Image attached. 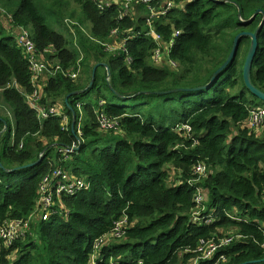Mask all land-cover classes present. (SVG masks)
I'll use <instances>...</instances> for the list:
<instances>
[{
  "label": "trees",
  "instance_id": "16d2710c",
  "mask_svg": "<svg viewBox=\"0 0 264 264\" xmlns=\"http://www.w3.org/2000/svg\"><path fill=\"white\" fill-rule=\"evenodd\" d=\"M73 1L84 14L75 35L60 19L64 0H0L13 32L0 26V89L15 116L0 114V229L32 215L41 182L54 169L88 183L56 197L51 220L31 223L32 231L12 246L0 236V264H189L202 240L225 235L220 229L233 240L199 264H264V123L249 125L251 109L261 106L243 78L250 37L242 38L237 57L212 84L194 89L211 81L238 33L259 27L264 12L246 20L264 11V0H174V10L155 22L165 42L174 39L170 58L179 68L173 70L151 63L158 44L149 27H139L135 11L121 18L118 4L101 10L95 0ZM139 9L150 14L148 6ZM18 28L31 29L38 50H49L47 57L61 66L43 87L40 104L46 110L62 104L68 124L52 114L38 118L29 104L25 92L35 86ZM258 42L252 82L264 91V25ZM97 65L93 87L82 92ZM77 70L72 78L69 71ZM74 92L81 93L68 98ZM79 104L88 118L82 134L72 130ZM101 112L117 119V130L103 132ZM186 123L190 132L178 130ZM59 148L74 149L65 155ZM40 157L38 165L23 167ZM199 164L207 167L204 175L195 172ZM198 189L201 212H214L213 223L195 216ZM125 216L124 237L97 247Z\"/></svg>",
  "mask_w": 264,
  "mask_h": 264
},
{
  "label": "built area",
  "instance_id": "2783aa9c",
  "mask_svg": "<svg viewBox=\"0 0 264 264\" xmlns=\"http://www.w3.org/2000/svg\"><path fill=\"white\" fill-rule=\"evenodd\" d=\"M95 1L101 10H105L106 7L108 6L118 4L119 9L122 12L121 10V7H123L122 2L126 0H119L115 2H110L109 0H95ZM142 1L147 4L150 3L151 5L152 4H155L157 6L159 5L156 10H154L151 7H150L151 10H150V8L148 7L150 10V14H149L150 15V18H149L150 33L149 34H153L154 36L162 39L165 42V40L163 39V36L157 33L156 28H155V22L157 19L166 18V16L172 10H174L176 6L174 0H164L162 4H161V0H142ZM121 18H124V17L121 16ZM20 30H22V34L21 32H19L17 36V43L21 47H23L26 50V53L28 54L30 68H31L32 77H33V83L35 86L34 90H35V93L37 94V91H38L37 83L39 81V78L42 76V74L46 72L47 70L51 69L52 75L49 76L50 78L58 70L61 69V66L59 64H55L53 61H51L47 57V52H49V50H45V51L38 50L36 42L34 41L32 34L29 32L28 29L20 28ZM113 34L118 35V31L114 30ZM138 34H142V33L138 32ZM177 34H179V32H176L175 35ZM165 43L170 44L171 45L170 47H172L174 44V39L170 40L169 42H165ZM108 46L111 48H115V47H119L120 44L118 46H113V44H109ZM38 53L44 54L46 59L49 60L53 65H49L45 59H40L38 56ZM169 59L170 61H172L174 65L176 66L178 65L176 61L170 58V50H169ZM78 71L79 70L69 71V74L72 78H76L79 74ZM39 109L43 112V115L45 117L49 116L50 114L56 115L58 112L57 109L55 108H51L49 110V113H45L41 108ZM99 115H100L99 117L101 118H97V119H98L99 125L102 128L113 129L110 127L112 126H114V128L117 127V123L114 120H110L111 118L110 119L106 118L107 116L105 117V115L102 112ZM82 119L83 118H80V122L77 128L79 134H82V127H83V123L81 122ZM263 123H264V107L252 108L250 111V116H249V125L253 128H256V127L258 128ZM178 130H184V131L190 132L192 128L189 124L186 123V124L178 125ZM73 149L74 148H71V149L61 148V151L62 153L65 152V155H66V153L73 151ZM206 171H207V167L203 164H199L195 169V172L199 175H204ZM80 178L81 177H76V176L71 175V173L67 172L66 170L62 168H56L52 172L44 176L41 182V186H40L39 199L35 207L36 210H40L43 213L42 219L39 218L40 220L46 221L53 216V213H55V206H56L55 203L57 201L56 197L60 200L61 196L63 195L76 194L78 191L82 189H86L88 187V183L85 181V179L84 178L80 179ZM203 199H204L203 190L198 189L197 194H196V202L199 204V209L195 213V216L197 217L198 221L209 223V224L213 223L216 218L214 212H210L207 214H202L201 212L202 210L205 209V205H203ZM198 215H201V216H198ZM122 218H125V219H122ZM122 218L115 223V227L108 234L119 237L122 235V233H124V230L128 225L127 223L128 218L126 216ZM29 219L30 217L27 220H11L7 222L6 224H4L0 229V236L3 239V241L7 245L12 246L16 238L23 236V235H20L21 228L27 225L26 222ZM26 236L27 235H25L24 237ZM103 238H101L100 240H102ZM233 238L234 236H228V237L219 238L217 240L216 239H211L207 241L202 240L200 246L195 250V252L198 254L197 257L200 256L202 260L212 259L215 256L216 252L219 250V248L228 245L233 240ZM98 246L100 245H98V242H97V247ZM263 247H264V243H263ZM224 258H225L224 256H221L220 259H224Z\"/></svg>",
  "mask_w": 264,
  "mask_h": 264
},
{
  "label": "rangeland",
  "instance_id": "374dc122",
  "mask_svg": "<svg viewBox=\"0 0 264 264\" xmlns=\"http://www.w3.org/2000/svg\"><path fill=\"white\" fill-rule=\"evenodd\" d=\"M109 1L110 2H115V1H119V0H109ZM64 2H66V3L68 2V3H67L66 6H64L62 8V12L60 14V19L63 21V24H65V27L68 28L67 30L69 31V33L75 35V32H76V27L75 26L76 25H82V27H83V24L81 23L80 19L84 18V14L82 12L81 7L79 5H77L73 0H67V1L64 0ZM163 2H164V0H161V4ZM122 3H123V7H121V10H122V12H121L122 15L121 16H123V17L132 16L133 15L132 12L135 11L136 15L139 17V22H138L139 27L142 28L143 30H146L150 26V24H149L150 15L146 14L143 11H141L139 9V7L148 6L149 8L151 7L154 10H156L158 8V6H159V5L157 6L155 4L151 5L150 3L149 4L144 3L142 0H126V1H124ZM182 6H183V4H182ZM11 7H15V5H11ZM151 8H150V10H151ZM73 11L75 12L74 15L70 16L69 14L71 12H73ZM157 20H160V19H157ZM9 21H10V17L8 16V10L6 11V10L2 9L1 6H0V26L3 24L5 26V28H7L6 30L8 32H6V33H13L12 29H11V26L9 25ZM57 28L59 30L63 29V28H60V27H57ZM67 30H66V33H67ZM83 30L88 32V33L90 32L87 29L86 26H84ZM20 32L22 34V30H20ZM29 32L32 33L31 29H29ZM149 35L153 36L156 39V41L158 42V48L153 50V58H151V63L153 65H155V66L160 67V68H167L168 67V68H170L172 70L173 69H178L179 68V63L176 61L177 64H178L176 66L169 59V50L171 48L170 47L171 45L165 43L162 39L157 38L153 34H149ZM119 44L120 43L113 44V46H118ZM247 49H248V45L246 43L242 47L241 56H244L245 51ZM38 56H39L40 59H45L48 62L49 65H53L49 60L46 59L44 54L38 53ZM50 75H52L51 69H49L46 72H44L42 74V76L39 78V81L37 83V90H38L37 94L35 93V90H34L31 93L26 91L25 95L27 97V100H28L29 104H31V106H33L34 110L37 112L38 118H42V117L44 118L45 117L43 115V112L39 108H41L45 113H49V110L51 108H55L58 111L56 116H61L63 118L62 121H65L68 124L70 122V117L67 115V113H66L64 107L62 106V104L57 103L56 105H52L51 107H49L48 110H46L44 105L40 104V98L42 96L43 87L46 85L47 80H48ZM1 93H2V89H0V114L1 115H6V116H8V115L10 116L11 115L12 118H15L12 108L4 102V100L2 99ZM248 95H250V93H248ZM89 104L90 103H88V105ZM258 104H260L261 107H264V102L263 101L259 100ZM78 107H79L80 114H81L80 118H83L81 120V122L84 123L86 120H88V118L86 117L85 111H84L85 108L82 106V104H79ZM91 107H93L94 110L95 109L97 110L96 106L91 105ZM103 114L105 115V113H103ZM105 117H106V115H105ZM84 118H85V120H84ZM97 118H101V117H97ZM68 119H69V121H68ZM110 120H114L117 123V125H118L117 119L113 118V119H110ZM79 122H80V120H79ZM78 124H77V126L75 124V130H76V128H78ZM12 127H13L12 129H14V124H12ZM110 128H113V129L117 130V128H114V126H112ZM109 130L110 129H105V131H103V132H108ZM76 132H78V129H77ZM261 132H262V129H261ZM14 137H15V131H13V133H12V138L14 139ZM78 140H79V143L82 142V140H81L79 135H78ZM11 143H12V140H11ZM59 151L62 152L61 148H59ZM69 173H70V171H69ZM76 177L85 178L84 176H81V175H76ZM42 214L43 213L40 210H36L35 209L34 212L32 213V215L30 216V219L26 222L27 225L23 226L21 228L20 235H23V236L28 235L32 231L31 223L32 224L36 223L39 218L42 219ZM198 216H201V215H198ZM51 218L48 219V220H51ZM122 219H125V218H122ZM48 220H46V221H48ZM220 231L225 234V235H223V237H226L225 229H220ZM33 236H35V238L37 237V235H35V234ZM123 237H124V233H122V235L119 236V237L111 235V234H107L102 240L98 241V245H101V246L102 245H106L107 243H111V242L117 241V239H122ZM200 260H201L200 256L196 257V258H194L193 261H190L189 264H199Z\"/></svg>",
  "mask_w": 264,
  "mask_h": 264
},
{
  "label": "water",
  "instance_id": "95a60500",
  "mask_svg": "<svg viewBox=\"0 0 264 264\" xmlns=\"http://www.w3.org/2000/svg\"><path fill=\"white\" fill-rule=\"evenodd\" d=\"M223 2H226V0H222ZM260 12H264L262 9H258L254 15L246 20V23L248 22H251L253 21V19L260 13ZM241 13L239 12V16L241 17L240 15ZM264 25V17H263V20L261 22V24L259 25V27L254 31H242L240 33H238L234 39V42H233V47H232V50L227 58V60L224 62V64L213 74L212 78H211V81L204 85V86H201V87H198V88H194V89H203V88H206L208 87L210 84H212L215 79L217 77L220 76V74L231 64V62L237 57L238 55V52H239V49H240V45H241V40L243 37L247 36V37H250L251 39V43H250V47H249V50H248V53H247V56H246V60H245V63H244V67H243V78H244V82H245V85L246 87L248 88V90L255 96L257 97L258 99H260L261 101L264 102V91L259 89L257 86H255L252 82V71H253V66H254V62H255V59H256V55H257V52H258V49H259V42H258V35H259V32H260V29L263 27ZM100 65L102 66H105L110 74V68H109V65L106 64V63H101ZM97 68H98V65L95 66L94 70H93V73H92V78H91V81L89 83V85L85 88V90H83L82 92H86L88 90H90L92 87H93V84L95 82V79H96V71H97ZM81 92H74L72 94H69L68 98L74 94H79ZM167 93V92H166ZM68 98H67V101H68ZM74 112V118H73V123H72V130L75 132V123H76V112ZM1 118V117H0ZM82 143H80V145L77 147V149H80ZM42 160V157H40L37 161L33 162V163H30L28 165H25L23 167H33V166H36L38 165ZM1 166L3 167V165L1 164ZM4 168V167H3ZM5 169V168H4ZM6 170H8L6 168ZM16 168L14 169H11V171H15ZM9 171V170H8ZM249 263H252V262H247V263H243V264H249Z\"/></svg>",
  "mask_w": 264,
  "mask_h": 264
},
{
  "label": "crops",
  "instance_id": "0c3cea01",
  "mask_svg": "<svg viewBox=\"0 0 264 264\" xmlns=\"http://www.w3.org/2000/svg\"><path fill=\"white\" fill-rule=\"evenodd\" d=\"M16 32H20V28H18L17 30H16ZM261 132V130L260 131H258V133H260Z\"/></svg>",
  "mask_w": 264,
  "mask_h": 264
},
{
  "label": "bare ground",
  "instance_id": "6f19581e",
  "mask_svg": "<svg viewBox=\"0 0 264 264\" xmlns=\"http://www.w3.org/2000/svg\"><path fill=\"white\" fill-rule=\"evenodd\" d=\"M141 19V18H140ZM128 37V36H127ZM112 52V51H111ZM118 54V53H117ZM171 57V56H170ZM106 69V68H105ZM32 85H33V83H32ZM84 104V103H83ZM68 121H69V119H68ZM189 123V122H188ZM76 124V123H75Z\"/></svg>",
  "mask_w": 264,
  "mask_h": 264
},
{
  "label": "clouds",
  "instance_id": "9594fccd",
  "mask_svg": "<svg viewBox=\"0 0 264 264\" xmlns=\"http://www.w3.org/2000/svg\"><path fill=\"white\" fill-rule=\"evenodd\" d=\"M75 132H76V130H75ZM78 135V134H77ZM79 141V140H78ZM80 144V143H79Z\"/></svg>",
  "mask_w": 264,
  "mask_h": 264
}]
</instances>
